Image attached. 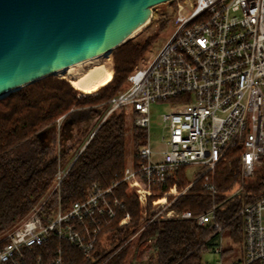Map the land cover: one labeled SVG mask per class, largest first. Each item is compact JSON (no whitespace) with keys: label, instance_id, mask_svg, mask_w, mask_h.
Wrapping results in <instances>:
<instances>
[{"label":"built area","instance_id":"obj_1","mask_svg":"<svg viewBox=\"0 0 264 264\" xmlns=\"http://www.w3.org/2000/svg\"><path fill=\"white\" fill-rule=\"evenodd\" d=\"M172 13L173 27L163 46L128 74L126 87L108 100L98 124L125 108L135 112L134 124L146 129V143L120 178L107 187L94 182L84 199L67 208L61 205L60 184L83 148L65 168L59 165L52 187L57 206L45 210L46 197L0 237V264H44L41 256L30 259L28 252L54 235L90 257L99 234L124 209L114 190L121 181L134 190L142 214L149 216L134 236L154 220L194 219L213 225L208 240L216 239L212 249L221 254L217 264H264V187L245 190L264 157V0H176ZM154 101L172 106L162 115L168 134L162 136L165 146L157 150L149 135ZM236 148L240 179L224 196L243 194L248 199L231 218L242 221L241 255L226 262L224 224L216 219L222 201L215 176L217 165ZM188 167L195 168L191 176ZM181 172L188 181L183 188ZM198 183V192L212 199L208 208L194 213L172 207ZM156 194L161 196L150 207L148 197ZM129 220L126 212L119 225ZM47 264H64L61 248Z\"/></svg>","mask_w":264,"mask_h":264},{"label":"trees","instance_id":"obj_2","mask_svg":"<svg viewBox=\"0 0 264 264\" xmlns=\"http://www.w3.org/2000/svg\"><path fill=\"white\" fill-rule=\"evenodd\" d=\"M171 2L176 4V0ZM160 23L163 29L167 20L163 19ZM155 40L156 34H152L145 40L128 39L115 47L112 79L99 86L95 93H82L84 90L75 87L68 77L51 74L0 98V237L47 197L59 165L69 163L74 156L71 152L75 143L66 146L68 140L74 139V125L80 123L81 134L89 131L91 120L104 115L103 109L109 98L122 88L128 74ZM62 115H65L67 125L63 127L62 124L59 130L58 154L56 145L44 146L38 133L55 125ZM134 117L135 112L120 108L109 114L95 129L60 184L63 208L69 207L75 200L84 199L94 182L107 187L123 175L130 139L135 150L147 141L146 129L131 123ZM70 119L73 121L70 122ZM72 122L74 124L70 125ZM239 176V148H236L217 165L215 176L222 201L216 219L224 224V229H228L235 242L242 239V221L239 217L231 218L248 197L241 194L226 199L224 194L238 183ZM263 186L264 157L263 167L247 184L246 191ZM200 187V183L195 184L191 190L179 196L172 207L177 210L190 209L194 213L208 208L212 199L198 192ZM114 190L123 201L124 209L99 234L90 257L54 235L28 252L30 259L41 256L42 262L47 264L61 248L64 264H124L133 243L138 247L154 239L151 257L132 264H203V253L213 245V241L208 240L214 231L212 224L199 225L194 219L154 220L135 235V240L133 235L149 216L142 214L137 195L128 183L121 181ZM56 206L55 193L47 199L44 207L51 212ZM126 212L130 214L129 222L119 225Z\"/></svg>","mask_w":264,"mask_h":264},{"label":"water","instance_id":"obj_3","mask_svg":"<svg viewBox=\"0 0 264 264\" xmlns=\"http://www.w3.org/2000/svg\"><path fill=\"white\" fill-rule=\"evenodd\" d=\"M168 1L0 0V94L112 51Z\"/></svg>","mask_w":264,"mask_h":264},{"label":"rangeland","instance_id":"obj_4","mask_svg":"<svg viewBox=\"0 0 264 264\" xmlns=\"http://www.w3.org/2000/svg\"><path fill=\"white\" fill-rule=\"evenodd\" d=\"M173 6H174V4L171 1L164 2V3H161V4H158V5L154 6L152 8V15L149 18V20L143 26H141L138 30H136L134 33L131 34V37L129 39H132V40H145L148 36H150L152 34H156L155 42L152 44L151 47L148 48V50L144 53V55L142 57H140V59L138 60L136 66L144 63L154 53L158 52V50L163 46L165 40L167 39V37H168L172 27H173V25L171 23L172 14H173L172 13ZM163 19L167 20V23H166L165 27L163 29H161L160 28V26H161L160 22ZM97 61H105V62L108 61L107 63L108 64L110 63L109 66L111 67V69L113 70V73H114L113 50L109 51L107 55H102V54L99 55ZM52 75H56L58 77H66V74L64 72H58V73L52 74ZM126 84H127V79H126L125 84L122 86V88H120L115 94H117L120 90L125 88ZM96 90L97 89H95L93 91H90V92L83 91L82 93H86V94L87 93H95ZM171 108H172V106L168 102H165V101H154V102L151 103V114H150L151 115V123H150V127H149V135H150V144L152 145V147L155 150L161 149V148H163L165 146V140L162 139V136L163 135H167L168 131L164 127V123L162 121V115H163V113L169 111ZM103 110L105 112L106 109H103ZM60 117L61 116H59L57 118L56 124L52 125L53 128H51L50 130L47 131L46 138H44L43 140L41 139L44 146H54V145H56V148L58 150V154H60V141H59L60 140V134H59V130L61 128V125L66 120V118L59 119ZM102 118H103V116H101V118H99L97 116L96 118L92 119L91 122L88 125L89 131L88 132L86 131L84 134H81V129L78 127V125H80L79 122L74 125V133H75L74 134V139L73 140H68L67 143H66V146H69V145L75 143L74 146H73L72 152H71V153L74 154V156L69 161V163L61 164L60 168H65L68 164H70V162H72L74 160V158L79 153V151L82 148L85 147V143H86L87 139L89 138L91 133L93 131H95V129L98 127V124L100 123ZM58 122L61 124L60 127L58 126ZM131 123L133 124L134 122H131ZM131 123L129 124L128 127L131 126ZM73 124H74V122L70 123V125H73ZM129 129H128L127 133L129 132ZM135 151L136 150H135V148L133 146L132 139H130V141H129L128 145H127V155H126L127 165L131 163ZM262 167H263V165L260 166L259 169L262 168ZM194 169H195L194 167H188L186 169V171L190 172V176H191V174H192ZM181 175H182L181 176L182 179L180 181L179 186H180V188H183L184 186H186L188 181L183 176V174H181ZM254 178H255V175L253 176V178H251L247 182V184L250 181H252ZM237 184L233 188H235L237 186ZM247 184L245 185V190H247L246 189L247 188ZM232 189H230V191ZM55 193L57 194L56 191L51 189V191L49 192L47 197L48 196L50 197L51 195L53 196V195H55ZM160 196H161L160 194L149 196L147 204L151 207L152 206V199L158 198ZM242 234H243V232H242ZM136 237L137 236H135V238H134L135 240H136ZM222 238L224 239V245H225L224 250L228 249L224 253L225 256L223 257V260L226 261V262H230V261L240 257V255H241V241L243 239V236H242V239L240 241L235 242L232 239V237L230 236L228 229H224L223 233H222ZM215 241H216V239H213V243ZM151 253H152V247L149 244H147L146 242L142 243L138 247H136L135 243H133L132 247L130 248L129 255H128L127 259L125 260L124 264H132L133 262L147 261L148 258L151 257L150 256ZM203 260L204 261H208V262H210L212 264H217V262L219 260H221V254L216 253L212 248H210L208 251L203 253Z\"/></svg>","mask_w":264,"mask_h":264},{"label":"bare ground","instance_id":"obj_5","mask_svg":"<svg viewBox=\"0 0 264 264\" xmlns=\"http://www.w3.org/2000/svg\"><path fill=\"white\" fill-rule=\"evenodd\" d=\"M108 52L109 51H106L102 53V55H107ZM98 56L99 55L63 67L57 70L56 73L64 72L75 87L87 92L93 91L99 86L107 84L113 76V70L109 66L110 63L108 64V61H97ZM3 95L4 94H0V97Z\"/></svg>","mask_w":264,"mask_h":264},{"label":"crops","instance_id":"obj_6","mask_svg":"<svg viewBox=\"0 0 264 264\" xmlns=\"http://www.w3.org/2000/svg\"><path fill=\"white\" fill-rule=\"evenodd\" d=\"M46 136H47V132H44V133H42V135L40 137L43 140L44 138H46ZM203 262H205V261L203 260Z\"/></svg>","mask_w":264,"mask_h":264},{"label":"flooded vegetation","instance_id":"obj_7","mask_svg":"<svg viewBox=\"0 0 264 264\" xmlns=\"http://www.w3.org/2000/svg\"><path fill=\"white\" fill-rule=\"evenodd\" d=\"M69 126V125H68Z\"/></svg>","mask_w":264,"mask_h":264}]
</instances>
